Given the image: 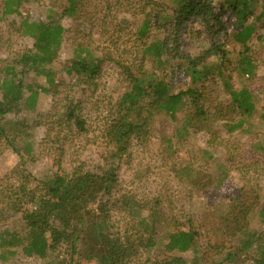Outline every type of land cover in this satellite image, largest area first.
<instances>
[{"label": "rangeland", "instance_id": "1", "mask_svg": "<svg viewBox=\"0 0 264 264\" xmlns=\"http://www.w3.org/2000/svg\"><path fill=\"white\" fill-rule=\"evenodd\" d=\"M76 1L77 13L62 15L66 0H0V104L2 91L9 86L20 97L12 102L9 111H4L5 107H2L4 113L0 110V129H4L0 135V264H102L103 246L98 240L88 238L90 220L84 214H89L88 211L95 214V205L74 215L76 218L81 215V222L75 219L70 222L69 234L74 232L73 224L77 230L71 239L73 245L61 242L44 257L29 254L22 242L10 247L3 245L9 240V234L23 237L26 232L20 213L12 209L17 199L20 198V203L23 201L16 187L26 174L35 180L49 177L55 158L60 159L63 168L71 161H82L85 171H94L97 165L103 164L105 144L99 147L102 126L117 95L126 88L121 69L105 56L127 64H138L145 58L146 77L167 68L168 72H175L169 75L174 79L179 58L199 56L215 41L228 50L222 69L229 77L231 88L253 92L255 112L250 119L240 118V127L235 129L230 126L238 122V117H232L230 123L217 121L212 126L217 137L211 141L214 148H208L204 133H193L190 129L178 132L182 124L178 119L183 113L181 107L174 115L176 121L167 113L151 108L146 113L147 136L136 144L130 159L120 165L117 173L118 197L123 195L126 199L132 195L139 209H132L131 216L111 209L108 220L113 232L120 236L127 234V243L135 250L125 259L118 258L116 264H157L177 258L182 260L180 264H254L264 249V154L254 152L255 144L264 148V30L260 22L252 16L245 21L251 27V36L243 44L250 48L249 55L257 66L253 75L247 73V76L238 64L243 45L231 33L234 17L230 12H219V5L226 0H200L208 3L222 26L215 24L211 16L204 19L195 15L181 24L178 8L182 0ZM9 8L14 11H8ZM49 18L64 29L60 44L53 49V63L45 66L55 70V83L61 82L54 96L39 91L48 86L47 80L24 61L25 56L35 52L31 37L33 24L45 23ZM145 18L149 23L140 40L137 32ZM173 38L177 40V55L168 51L169 58L160 56L168 61L164 66L155 62L152 53L142 54L152 43L172 49ZM80 47L88 49L83 51ZM85 52L96 60L105 58L100 64L95 88L76 82L74 76L61 70ZM219 62V58L212 61ZM183 64L186 66L188 62ZM218 74L214 73L209 81L204 98L213 105H227V90ZM31 90L38 93L33 102L28 101ZM66 96L67 101L61 102ZM69 100L78 106L86 120L90 143L86 145L84 140H77L72 135L73 129L67 132L62 128L59 136L66 138L58 145L67 153L52 155L47 143L49 138L47 141L43 138L51 136L47 129L56 128L53 115L63 112L66 106L63 104ZM206 149L212 153L211 157L202 154ZM187 163L192 170L183 171ZM196 169L200 175L194 184L196 175L192 171ZM155 199L159 204L153 206ZM151 209L160 212L161 221L155 226L154 245L143 247L146 241L136 242V231L130 226L142 222V227H138L141 232L145 222L152 221ZM188 228L195 233L193 247L186 252L168 250V235ZM257 242L261 243L258 249ZM125 248L128 249L124 244Z\"/></svg>", "mask_w": 264, "mask_h": 264}, {"label": "trees", "instance_id": "2", "mask_svg": "<svg viewBox=\"0 0 264 264\" xmlns=\"http://www.w3.org/2000/svg\"><path fill=\"white\" fill-rule=\"evenodd\" d=\"M9 3L12 4L13 2ZM207 4L200 0H182V4L178 8V21L182 17L180 23L183 24L190 16H201L204 19L211 16L215 24L222 26L219 19L213 16L211 8ZM78 5L79 3L76 0H66L62 15L76 14ZM8 11L14 10L9 8ZM219 12H230L234 17L231 33L236 38L235 40L243 45L238 64L242 68L243 74L253 75V71L257 67L255 65L256 60L249 55L250 48L243 44L251 36V27L250 25L246 26L245 21L252 16L260 22V28L264 30V0H226L219 5ZM148 23L149 19L145 18L138 29V39L146 34ZM33 32L34 34L31 37L34 41L33 48L35 52L32 55L25 56L24 61L46 78L48 86L40 88L39 91L54 96L57 94L61 82L55 83L53 78L55 70L45 68V66L53 63V49H56L60 44L64 29L57 21L49 18L45 23H34ZM144 44L145 42H143ZM221 44L215 41L212 42L209 49L199 56L179 58L180 63L175 68L176 75L174 77L176 78L174 79L169 75L175 72L173 70L168 72L167 68L162 69L159 74L150 73L148 75L150 77H146L143 72L145 58L140 59L141 61L138 64L136 62L127 64L115 62L112 58L105 56L107 60L116 63L121 69L126 88L121 94L117 95L116 100L110 107L107 122L102 126L99 147H104L105 144L106 157L103 164L97 165L98 167L94 171H85V164L82 161L78 163L71 161L68 164L69 168H63L60 159L55 158L52 162L51 175L44 180H35L31 175L26 174L22 178V183L16 187V190L23 195V203H20L19 198L16 200L18 203L12 207L14 213H20L26 232L23 237L9 234V240L5 241L3 245L10 247L14 246V243L22 242L23 249H26L32 256L37 257H44L48 251L54 249L61 242L73 245L74 242L71 239L77 230L76 224H73L74 232L72 231L69 234L70 222L74 219L78 223L81 222L82 216L78 215L76 218L74 215L80 214L84 210L88 211L89 206L95 205V214L89 211V214H84L86 215L85 218L88 217L90 220L88 233L91 236H88V238L98 240L103 246L102 264H116L118 258L125 259L130 256V253L135 250L132 249V244L127 243L129 237L127 234L120 236V234H116L111 230L112 226L109 223L108 214L111 209H115L131 216L135 208L138 207L137 209H139L138 202L135 201L132 195L127 196L126 199L123 195L118 197L117 173L120 165L130 159L131 152L136 144L147 136L149 122L146 113L151 111L152 108L155 111L167 113L173 121H176L177 117L174 115L182 108V116L178 117L182 124L178 132L190 129L193 133H204L207 137L206 147L214 148L211 141L216 140L217 137L212 130V126L217 121L230 123L232 117H238V122L230 126V129H235L240 127V118L246 119L248 117L250 119L255 112L253 92L248 89L238 91L231 88L228 81L229 77L225 75V70L222 69L224 67L222 63L227 58L226 53L228 50L222 48ZM172 45L173 48L170 49L166 48L165 44L164 47L162 44L152 43L142 54L152 53L155 62L161 64L162 67L168 61L160 58V56L164 54L169 58L168 51L171 53L176 52L175 55H177V40L174 38ZM78 49L85 51L88 48L80 47ZM215 58H219V64L212 63ZM104 59L102 57L96 60L85 52L83 57L79 55L73 58L61 70L68 76H74L76 82L79 81L86 86L95 88L94 82H96L100 64ZM182 61L183 63L188 62V64L185 66ZM214 73H219L218 75L223 80L229 98L227 105L220 103L213 105L210 100L204 98L206 93L204 90L208 87ZM16 93L17 91H14L10 86L3 89V102L0 104L1 113L9 111L12 102H16L20 98ZM37 95L36 91L31 90L28 101L33 102ZM67 99L66 96L61 102L67 101ZM147 102L149 105H147ZM63 105H66L62 108L63 112L53 115L56 117L55 130L47 129V132L50 131L51 136L43 138L45 141H47L46 138H49L47 143L51 147L52 155L67 153L63 146L58 145L60 142H64L66 138L65 135L61 138L59 136L62 128L66 129L67 132H72L73 129L72 135L77 140H84L86 145L90 143L86 120L79 113L78 106L74 105L72 100ZM2 107H5L4 111H2ZM56 129H59V132H56ZM3 134L4 129L1 128L0 135ZM13 134L14 132L10 133V135ZM69 146H72V144ZM223 147L228 151L226 145ZM257 151L264 154L263 146L255 144L254 152L257 153ZM202 154L212 156V153L207 149ZM247 164H251V162L248 161ZM190 165L187 163L186 169L183 168V171L192 170ZM192 173L196 175V178H194V184H196L200 172L196 169ZM28 184L32 186L27 189ZM157 203L159 204V200L155 199L153 206H156ZM143 207H145V204H143ZM149 215L152 221L150 223L145 222L141 232L138 227H142V222L130 226L131 230L136 231L134 237L136 242L143 243L146 241L143 247L154 245L157 234V227L155 226L157 222L161 221L158 210L151 209ZM54 222H56V225H54ZM143 237L145 238L143 239ZM121 238L123 239L121 240ZM195 239L194 230L190 228L172 231L168 235L166 247L168 250L186 252L193 247ZM249 240L251 239L249 238ZM257 243L259 244H257L256 249L261 244L260 242ZM124 244L128 249H124ZM258 255L254 264H264V249ZM181 262L182 260L177 258L157 264H180Z\"/></svg>", "mask_w": 264, "mask_h": 264}]
</instances>
